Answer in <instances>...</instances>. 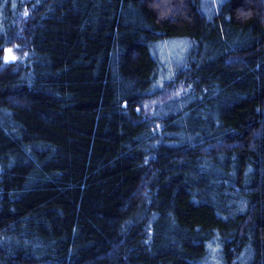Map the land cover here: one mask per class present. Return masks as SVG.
<instances>
[{"label": "trees", "instance_id": "trees-1", "mask_svg": "<svg viewBox=\"0 0 264 264\" xmlns=\"http://www.w3.org/2000/svg\"><path fill=\"white\" fill-rule=\"evenodd\" d=\"M0 264H264V0H0Z\"/></svg>", "mask_w": 264, "mask_h": 264}, {"label": "rangeland", "instance_id": "rangeland-1", "mask_svg": "<svg viewBox=\"0 0 264 264\" xmlns=\"http://www.w3.org/2000/svg\"><path fill=\"white\" fill-rule=\"evenodd\" d=\"M185 50L183 43H169L157 49V55L164 62L163 64H177L182 60Z\"/></svg>", "mask_w": 264, "mask_h": 264}, {"label": "snow or ice", "instance_id": "snow-or-ice-1", "mask_svg": "<svg viewBox=\"0 0 264 264\" xmlns=\"http://www.w3.org/2000/svg\"><path fill=\"white\" fill-rule=\"evenodd\" d=\"M9 52V50H6V56H5V60H11L14 59V57H12L10 54H7Z\"/></svg>", "mask_w": 264, "mask_h": 264}]
</instances>
